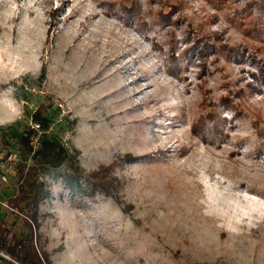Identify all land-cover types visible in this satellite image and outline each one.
<instances>
[{
	"label": "rangeland",
	"instance_id": "rangeland-1",
	"mask_svg": "<svg viewBox=\"0 0 264 264\" xmlns=\"http://www.w3.org/2000/svg\"><path fill=\"white\" fill-rule=\"evenodd\" d=\"M259 12L264 0H0V127L37 128L28 112L49 105L48 130L110 189L63 167L39 177L52 264H264ZM20 162L0 140V220L17 233Z\"/></svg>",
	"mask_w": 264,
	"mask_h": 264
},
{
	"label": "trees",
	"instance_id": "trees-1",
	"mask_svg": "<svg viewBox=\"0 0 264 264\" xmlns=\"http://www.w3.org/2000/svg\"><path fill=\"white\" fill-rule=\"evenodd\" d=\"M161 2L166 3L168 0H161ZM170 6L172 8L175 5L171 4ZM131 8L135 7L132 6ZM58 9L55 8L50 14L54 20L58 15ZM247 9L250 12L253 7L248 5ZM253 19L256 20L254 31H258L259 28L264 32V23H262L264 14L259 12ZM192 30V32L195 31L194 28ZM218 36L219 34L216 32L197 35L192 47L196 49L200 47V50L203 49L200 46L202 44L205 47H211L213 39L218 38ZM27 116V119L33 122L37 128L26 124L20 126L19 122L0 127L1 143L6 148L11 147L16 150L20 161H22L16 167L14 193L7 200L8 208L15 211L17 216L20 215L21 229L18 233L13 232L0 220V264H52L47 250L39 248L37 245L38 236L36 232L40 225L39 205L45 195L43 182L39 180V177L48 173L50 169L63 167L68 173L65 177L66 181H77L75 175L84 176L92 184L103 187L105 192L110 191L107 184L97 175L98 172L83 175L84 171L79 164L78 150L74 147H65L56 132L48 130L54 120L49 105L40 102L32 111L28 112ZM211 119L210 116L208 120L212 121ZM32 135L37 136V144L35 145L30 143ZM7 154L8 151L5 155ZM27 160L30 161L29 164ZM81 187V184L76 183L77 189Z\"/></svg>",
	"mask_w": 264,
	"mask_h": 264
}]
</instances>
